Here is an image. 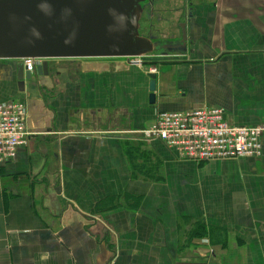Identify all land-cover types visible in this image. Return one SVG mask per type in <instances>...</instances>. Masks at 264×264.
I'll return each mask as SVG.
<instances>
[{"label": "crops", "instance_id": "obj_1", "mask_svg": "<svg viewBox=\"0 0 264 264\" xmlns=\"http://www.w3.org/2000/svg\"><path fill=\"white\" fill-rule=\"evenodd\" d=\"M187 2L168 31L184 48L145 65L49 59L20 90L0 60V101H24L30 133L0 162V264H264V131L258 157L207 162L138 133L199 107L264 127V0Z\"/></svg>", "mask_w": 264, "mask_h": 264}, {"label": "water", "instance_id": "obj_2", "mask_svg": "<svg viewBox=\"0 0 264 264\" xmlns=\"http://www.w3.org/2000/svg\"><path fill=\"white\" fill-rule=\"evenodd\" d=\"M141 1L0 0V60L42 59L32 72L16 63L22 90L24 80L48 74L50 58L138 57L184 48V30L175 45L152 41L147 30L140 33Z\"/></svg>", "mask_w": 264, "mask_h": 264}, {"label": "built area", "instance_id": "obj_3", "mask_svg": "<svg viewBox=\"0 0 264 264\" xmlns=\"http://www.w3.org/2000/svg\"><path fill=\"white\" fill-rule=\"evenodd\" d=\"M33 58H24L26 70ZM26 106L20 99L0 101V162L15 157L30 134L26 129ZM260 125H234L218 107H199L185 111L157 112L152 123L139 130L144 141L160 140L183 160H212L258 157L261 154Z\"/></svg>", "mask_w": 264, "mask_h": 264}, {"label": "flooded vegetation", "instance_id": "obj_4", "mask_svg": "<svg viewBox=\"0 0 264 264\" xmlns=\"http://www.w3.org/2000/svg\"><path fill=\"white\" fill-rule=\"evenodd\" d=\"M188 0H143L141 5V16L139 23L144 24L140 33L147 30L148 36H154L152 41H158L162 45L169 44L168 31L172 28L171 17L176 15L175 25L180 27V17L188 9ZM174 26V25H173Z\"/></svg>", "mask_w": 264, "mask_h": 264}, {"label": "trees", "instance_id": "obj_5", "mask_svg": "<svg viewBox=\"0 0 264 264\" xmlns=\"http://www.w3.org/2000/svg\"><path fill=\"white\" fill-rule=\"evenodd\" d=\"M204 229L205 228H204V226L202 224H197L196 229H194L195 231L191 235L189 234L188 238H192L193 236H201V235H203L205 233ZM200 230H202V231H200Z\"/></svg>", "mask_w": 264, "mask_h": 264}, {"label": "rangeland", "instance_id": "obj_6", "mask_svg": "<svg viewBox=\"0 0 264 264\" xmlns=\"http://www.w3.org/2000/svg\"><path fill=\"white\" fill-rule=\"evenodd\" d=\"M11 61H12V60H11ZM236 264H241V263L237 261V263H236Z\"/></svg>", "mask_w": 264, "mask_h": 264}]
</instances>
